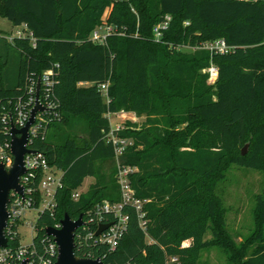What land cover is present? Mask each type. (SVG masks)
<instances>
[{"label": "trees", "instance_id": "16d2710c", "mask_svg": "<svg viewBox=\"0 0 264 264\" xmlns=\"http://www.w3.org/2000/svg\"><path fill=\"white\" fill-rule=\"evenodd\" d=\"M109 7L106 21L126 35L95 42L90 34ZM167 14L170 26L156 41L153 26ZM0 17L14 26L26 24L35 39L33 45L30 35L10 41L0 34V113L25 95L31 79L57 70L58 115H49L31 146L63 171L62 186L56 205L40 213L37 241L65 213L73 219L83 215L89 223L76 231L80 257L102 264H201L209 227L214 239L231 249L234 264H264V192L256 196V227L240 243L224 228V211L218 214L213 194L229 163L264 170L263 0H0ZM220 37L234 50L211 55L193 49ZM211 60L219 67L215 85L202 71ZM122 109L155 117L141 129L114 130L132 140L121 164L133 168L130 184L145 215L140 218L133 204H123L126 229L112 248L95 232L117 216L103 212L99 221L96 206L122 199L115 148L106 138L112 130L108 114ZM176 124L186 127L175 131ZM1 137L11 139L8 132ZM246 143L249 151L243 154ZM89 176L94 182L75 198ZM208 216L216 218L218 230L205 224ZM8 235L9 245L20 243V236ZM171 256L178 262H169Z\"/></svg>", "mask_w": 264, "mask_h": 264}, {"label": "built area", "instance_id": "2783aa9c", "mask_svg": "<svg viewBox=\"0 0 264 264\" xmlns=\"http://www.w3.org/2000/svg\"><path fill=\"white\" fill-rule=\"evenodd\" d=\"M171 20V15L167 14L153 26V37L156 41L162 40L165 30L170 26ZM185 23L189 24V21ZM16 27L14 33L10 35L6 34L10 41L15 37H26L30 35L33 39V45H35L32 32L28 30L26 24ZM113 34L126 35V31L125 29H120L113 23H109L104 18V21L97 25L91 32L90 39L98 43H105L107 37ZM185 46L190 47L189 45H182L180 48H184ZM193 49H206L210 51L211 55H222L234 50V46L230 45L224 37H220L200 42L197 46H194ZM55 66H58V64ZM202 71L208 75L207 82L211 85H215L219 77L218 65L211 60L210 64L204 67ZM56 81V68L52 67L45 70L36 79L33 78L26 84L25 95L17 99L12 109L3 108L0 113V163H4L6 167L9 168L14 160L11 151V139H3L1 134L2 132H8L10 134L12 125H15L17 128H22L26 125L29 121L31 110L35 106L36 94L38 86H40L39 101L44 109L37 112L35 123L32 124L29 129L30 138L28 147L35 150V152L25 155L26 172L20 177L23 193L21 194L15 190L11 191L8 205L9 220L6 228L8 244L7 246H0V264H56L57 262L59 253L57 242L53 236L47 233L37 241L36 224L41 212L45 209H52L56 205V193L62 186L63 171L50 165L45 154L31 146L33 139L39 137L41 127L47 125L52 118V116L49 115H58L57 107L59 104L55 99ZM107 87L108 83L100 85V88L105 94L107 93ZM115 129L119 130L123 129V127L118 126ZM115 129H112L106 138L108 142L114 145L116 157H120L124 154L127 146L132 143V140L117 136L114 133ZM131 171H133V168L130 166L119 164L118 181L122 193L121 201L112 204L105 200L101 205L96 206L99 221H102L103 212H112L117 216V221L111 223L107 229L100 235H97L102 242L108 243L112 248L116 246L119 237H121L123 231L126 229L128 215L122 213L123 204H133L138 210L140 218H143L145 215L142 211L143 201L135 198L134 190L130 184L129 173ZM80 192V189L76 190L74 197L77 198ZM38 200L40 202L39 205H37ZM40 207L41 209L35 221H24L29 211L39 209ZM25 222L30 225L34 232L29 243L22 242L23 235L20 231V227L24 225ZM84 222L86 224L89 223L88 220ZM144 223L145 221L142 220V225ZM82 226L85 225L83 224ZM53 227L60 228L61 222L56 223ZM7 231L12 235V238L20 236V243L18 245H9V235ZM169 262L177 263L178 258L171 256Z\"/></svg>", "mask_w": 264, "mask_h": 264}, {"label": "rangeland", "instance_id": "374dc122", "mask_svg": "<svg viewBox=\"0 0 264 264\" xmlns=\"http://www.w3.org/2000/svg\"><path fill=\"white\" fill-rule=\"evenodd\" d=\"M110 11L111 7L106 9L104 13L105 19L109 16ZM16 28L17 27L14 26L11 21L0 17L1 32L10 35L14 33ZM184 48L189 49L188 46ZM108 117L112 129L118 126L141 129L149 125L148 119L149 117H155V113L122 109L117 113L108 114ZM185 127V124H176L172 129L179 131ZM181 148H186V146H181ZM245 149L246 152L249 151V143H246L242 147L241 152ZM121 157L122 156L115 158L117 167L121 164ZM104 169L105 172L109 174L110 164L106 163ZM222 174L223 176L215 183L213 191L214 197L220 204L218 214H220V211L223 209L224 212L221 215V220L224 224V228L236 242L240 243L249 237L256 227L254 208L256 205V196L264 192V170L242 166L237 163H229L223 167ZM94 180L95 178L91 176L85 178L83 185L79 188L80 191H86ZM118 184L120 186L119 181ZM119 188L121 190V187ZM204 199L205 203H207V198L204 197ZM40 209L41 207L29 211L24 221H35ZM213 219L216 218H211L210 216L203 218L207 226L211 224V226L218 230L219 226ZM20 231L23 235L22 242L29 243L34 235L30 225L25 222L24 225L20 227ZM214 237L212 230L208 227L203 239L209 241V243L201 250V264H234L230 258L231 249L219 244Z\"/></svg>", "mask_w": 264, "mask_h": 264}, {"label": "water", "instance_id": "95a60500", "mask_svg": "<svg viewBox=\"0 0 264 264\" xmlns=\"http://www.w3.org/2000/svg\"><path fill=\"white\" fill-rule=\"evenodd\" d=\"M39 87L36 94L35 106L31 110L29 121L22 128L12 125L11 135V151L14 156L11 167L7 168L4 163H0V246H7L8 237L6 228L8 226L11 191L15 190L23 193V187L20 184V177L26 172L25 155L35 152L28 147L30 132L29 129L35 123L36 114L44 109L39 101ZM246 153V149L242 151ZM83 215L73 219L68 213H65L61 220V227L55 228L49 226L46 233L54 237L59 246V253L56 264H102L99 258L80 257L76 254V231L84 224ZM111 223H102L96 231V235H100L107 229ZM25 264V263H22Z\"/></svg>", "mask_w": 264, "mask_h": 264}]
</instances>
